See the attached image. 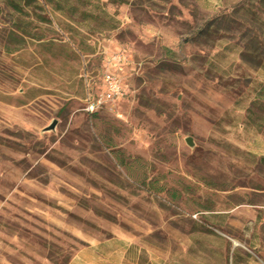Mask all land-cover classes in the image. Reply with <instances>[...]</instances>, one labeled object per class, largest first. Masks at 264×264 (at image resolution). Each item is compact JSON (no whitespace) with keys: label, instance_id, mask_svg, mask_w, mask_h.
Segmentation results:
<instances>
[{"label":"rangeland","instance_id":"rangeland-1","mask_svg":"<svg viewBox=\"0 0 264 264\" xmlns=\"http://www.w3.org/2000/svg\"><path fill=\"white\" fill-rule=\"evenodd\" d=\"M0 264H264V0H0Z\"/></svg>","mask_w":264,"mask_h":264},{"label":"built area","instance_id":"built-area-1","mask_svg":"<svg viewBox=\"0 0 264 264\" xmlns=\"http://www.w3.org/2000/svg\"><path fill=\"white\" fill-rule=\"evenodd\" d=\"M104 81L106 83V93L104 98L111 99L115 95L119 94V86L116 79L111 74H106ZM103 101L104 99L102 97L90 100L86 103L85 109L89 112H92L96 110L103 103Z\"/></svg>","mask_w":264,"mask_h":264},{"label":"water","instance_id":"water-1","mask_svg":"<svg viewBox=\"0 0 264 264\" xmlns=\"http://www.w3.org/2000/svg\"><path fill=\"white\" fill-rule=\"evenodd\" d=\"M187 144L191 145V142L189 139L186 140Z\"/></svg>","mask_w":264,"mask_h":264}]
</instances>
